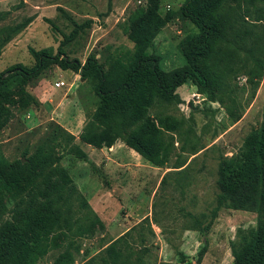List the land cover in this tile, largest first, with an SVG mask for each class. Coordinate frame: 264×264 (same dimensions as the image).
<instances>
[{"label":"rangeland","instance_id":"obj_1","mask_svg":"<svg viewBox=\"0 0 264 264\" xmlns=\"http://www.w3.org/2000/svg\"><path fill=\"white\" fill-rule=\"evenodd\" d=\"M151 1L0 0V73L18 63L33 66L31 50L42 48L62 49L82 62L95 54L107 68L133 51L130 23ZM182 2L159 0V12L173 14L154 38L166 71L186 63L178 43L198 31L179 13ZM220 14L233 42L219 43L225 86L216 100L188 81L176 89L180 102L156 101L148 110L169 148L161 166L121 139L101 148L80 140L99 100L90 79L51 63L27 81L26 92L38 104L11 108L0 154L24 159V150L53 146L80 194L37 264L68 255L69 264H233L231 242L255 227L257 212L221 207L212 219L210 210L220 157L237 152L263 120L264 0H224ZM169 122L173 129L165 127ZM60 128L74 135L72 144L85 157L70 149ZM119 237L118 256L112 255L106 247Z\"/></svg>","mask_w":264,"mask_h":264},{"label":"trees","instance_id":"obj_2","mask_svg":"<svg viewBox=\"0 0 264 264\" xmlns=\"http://www.w3.org/2000/svg\"><path fill=\"white\" fill-rule=\"evenodd\" d=\"M223 2L183 0L179 13L198 31L178 43L186 63L168 71L160 67V55L154 51V38L172 14L159 12V0H152L133 17L128 29L133 51L112 60L107 68L95 54L82 62L62 49L55 54L47 48L31 50L33 66L18 63L0 73V130L8 122L12 107L38 104L25 85L54 63L90 79L99 98L80 133L82 142L101 148L121 139L152 164L163 165L169 148L148 110L156 101L180 102L176 89L188 81L210 100H216L225 86L219 43L233 42L227 36V21L220 14ZM173 124L166 123L165 127L173 129ZM60 131L70 141V149L85 157L78 145L72 144L74 135L63 128ZM22 157L25 160H8L0 154V264H37L62 234L59 230L69 222L73 200L80 197L53 146L42 144L32 152L24 150ZM216 184L212 219L221 207L257 212L255 227L231 242L233 264H264V116L260 125L246 134L237 152L220 157ZM7 199L13 202L10 208ZM120 240L111 242L107 251L118 256ZM72 261L70 255L62 256L57 264Z\"/></svg>","mask_w":264,"mask_h":264},{"label":"built area","instance_id":"obj_3","mask_svg":"<svg viewBox=\"0 0 264 264\" xmlns=\"http://www.w3.org/2000/svg\"><path fill=\"white\" fill-rule=\"evenodd\" d=\"M63 84H64L63 81H56L55 86L60 87Z\"/></svg>","mask_w":264,"mask_h":264},{"label":"water","instance_id":"obj_4","mask_svg":"<svg viewBox=\"0 0 264 264\" xmlns=\"http://www.w3.org/2000/svg\"><path fill=\"white\" fill-rule=\"evenodd\" d=\"M24 160V159H23Z\"/></svg>","mask_w":264,"mask_h":264}]
</instances>
